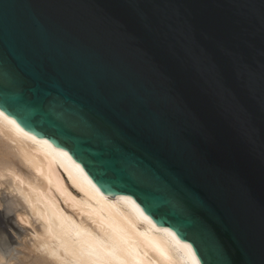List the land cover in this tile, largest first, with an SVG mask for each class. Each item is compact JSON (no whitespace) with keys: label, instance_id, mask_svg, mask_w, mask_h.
I'll use <instances>...</instances> for the list:
<instances>
[{"label":"water","instance_id":"95a60500","mask_svg":"<svg viewBox=\"0 0 264 264\" xmlns=\"http://www.w3.org/2000/svg\"><path fill=\"white\" fill-rule=\"evenodd\" d=\"M0 114L200 264H264V0H0Z\"/></svg>","mask_w":264,"mask_h":264},{"label":"bare ground","instance_id":"6f19581e","mask_svg":"<svg viewBox=\"0 0 264 264\" xmlns=\"http://www.w3.org/2000/svg\"><path fill=\"white\" fill-rule=\"evenodd\" d=\"M0 209L15 225L4 233L0 224V252L15 259L22 247L25 264H200L188 243L101 188L66 149L1 114ZM6 255L0 264H15Z\"/></svg>","mask_w":264,"mask_h":264},{"label":"rangeland","instance_id":"374dc122","mask_svg":"<svg viewBox=\"0 0 264 264\" xmlns=\"http://www.w3.org/2000/svg\"><path fill=\"white\" fill-rule=\"evenodd\" d=\"M0 210H1V209H0ZM0 216H1V218H0V224H1V227H2V228H1L2 231H3L4 233H7V230H10V231H12V232L15 231V225H14L13 223H11L6 217H3V213H1V212H0ZM9 223H10V225H9ZM11 224H12V226H11ZM4 225H5V226H4ZM11 228H12V229H11ZM5 230H6V232H5ZM10 241H11V240H10ZM11 243H15V245H14V244H8V245H9V249L11 248L10 246H12V248H13V246H16V247H17L16 242L11 241ZM16 247H15V248H16ZM18 247H20V246H18ZM6 248H7V247H6ZM17 249H18V248H17ZM17 249H15V250H17ZM19 249H20L19 251L21 252L22 247L19 248ZM4 250H5V249H4ZM6 250H8V248H7ZM10 250H11V249H10ZM22 251H23V250H22ZM8 252H9V251H8ZM8 252L4 253V252L1 251L0 253L8 254V255H6V257H8L9 254H10V256L12 255L11 258H10V259L12 260V259H13L12 257H13V254H14V253H13L14 250H13V252H12V250H11V252H9V253H8ZM20 252L18 253V254H19V256H18V254H16L17 251H15V254H16L15 257H16L18 260L20 259V258H18V257H21V256H22V254H21ZM4 256H5V255H4ZM10 256H9V257H10ZM2 257H3V256H2ZM16 258L13 259L14 262L16 261L15 264H16V263H17V264L20 263V261H21V263L24 262L23 264H25L26 260H23L22 257H21L22 260L20 259V261H18V262H17V259H16ZM14 262H11V263H14ZM21 263H20V264H21ZM26 263H27V262H26ZM28 264H29V263H28Z\"/></svg>","mask_w":264,"mask_h":264}]
</instances>
